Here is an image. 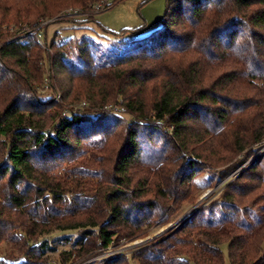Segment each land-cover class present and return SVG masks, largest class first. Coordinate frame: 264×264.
Wrapping results in <instances>:
<instances>
[{
	"label": "trees",
	"instance_id": "1",
	"mask_svg": "<svg viewBox=\"0 0 264 264\" xmlns=\"http://www.w3.org/2000/svg\"><path fill=\"white\" fill-rule=\"evenodd\" d=\"M99 1L0 0V245L18 232L27 247L11 264H54L53 235L77 236L61 264L144 240L196 203L195 164L220 165V182L264 141V0H167L131 42L54 38L43 52L41 22ZM263 163L209 217L105 264H224V244L231 264H264Z\"/></svg>",
	"mask_w": 264,
	"mask_h": 264
},
{
	"label": "rangeland",
	"instance_id": "2",
	"mask_svg": "<svg viewBox=\"0 0 264 264\" xmlns=\"http://www.w3.org/2000/svg\"><path fill=\"white\" fill-rule=\"evenodd\" d=\"M166 9L167 0H124L107 11L101 13L93 12L91 14L93 18L90 20V14L61 18L56 16L49 19L50 21L46 20L47 22L44 24V30L42 32L45 34L47 44H50L54 38L55 42L62 43L71 38L80 40L87 37L96 42L111 46L116 44L119 40L128 42L133 41L135 35H132V31L134 30H139V32L143 31V33L146 34L153 29L160 27L161 20H163L166 14ZM62 15L63 14L60 16ZM10 24L15 23L12 22ZM24 29L30 30V28L26 26ZM126 30L127 33L122 35V32ZM106 31H108V35L105 33ZM41 47L46 55L48 53L52 54L50 51L45 50L42 45ZM43 68L45 71L50 72L47 65L44 64ZM48 91L49 89L47 88L44 92L47 93ZM119 114L124 116L126 120L128 119L127 115H123V113L120 112ZM166 138V135H161V133L156 134L153 138L155 142L148 143V148L150 149L152 146L162 148L168 141ZM145 142H147L146 139ZM242 155L243 156L239 157V161H241L239 167H237L235 171L220 182L217 177L218 172L221 171L219 169L220 165L214 163L211 165L209 160L207 162L200 161V163L195 164V176L193 181L189 182L193 189L192 196L197 198L195 204L186 203L171 223L154 229L146 239L138 240L132 243L122 240L115 249L110 250L108 253L102 252L96 256L97 258L94 257L96 258L94 261L88 262V260L84 263L105 264L107 260L116 257L114 255H117L118 252L119 254L126 253V256L131 257L133 252L143 249L142 247L145 249V247L149 246L151 242L166 235V233L170 230L180 228L197 212L203 211L206 218L209 217V210H218V208L213 205L216 204L218 197L222 195L226 188L238 177L242 176L245 172H248L253 166L258 165L261 159H264V141L255 147L254 151L243 153ZM258 194H264V189L258 191ZM260 204H264V201ZM205 209H207L206 213L204 212ZM62 235H53V237H50L48 240L50 246L54 248V250L48 251V255L54 264H61V252L70 249L73 239H76L77 237L73 232L65 233L63 236ZM26 248V242L21 239L20 234L18 232L14 233L9 239L0 245V261L3 260L6 264H11L12 262L20 263L24 258ZM222 251L224 264H231L227 244L222 246ZM129 264L140 263L138 260L130 258Z\"/></svg>",
	"mask_w": 264,
	"mask_h": 264
},
{
	"label": "built area",
	"instance_id": "3",
	"mask_svg": "<svg viewBox=\"0 0 264 264\" xmlns=\"http://www.w3.org/2000/svg\"><path fill=\"white\" fill-rule=\"evenodd\" d=\"M114 0H100L99 2L95 3L93 6H92V11L93 12H97V13H101V12H104V11H107L109 10V8H111L112 4H113ZM92 12V13H93ZM82 15H86V14H83L81 13L79 10H67L64 12V14L58 18H61V17H70V16H82ZM48 21V20H47ZM47 21H43L39 24V26H37V31H38V34L36 36L37 38V41L40 45H42L44 47L45 50L47 51H50V47H49V44H47L46 42V37H45V34L42 32L44 29H43V26L44 24L47 22ZM50 21V20H49ZM58 39V38H56ZM58 98H60L59 96H57ZM115 249L114 247H110L108 249V251H105V253H108L110 250H113ZM122 252V251H121ZM126 254V253H125ZM125 254H122L118 252L117 255H114V256H122V255H125ZM112 257H114L113 255H111ZM97 258V257H96ZM96 258H93L91 260H89L88 262L90 261H94ZM87 262V263H88ZM86 264V263H84ZM89 264V263H88Z\"/></svg>",
	"mask_w": 264,
	"mask_h": 264
}]
</instances>
